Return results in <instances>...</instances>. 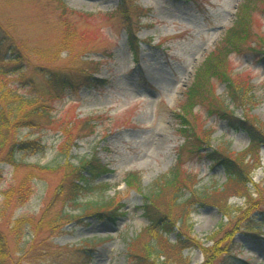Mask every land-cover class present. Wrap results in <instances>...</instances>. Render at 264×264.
Wrapping results in <instances>:
<instances>
[{"label": "rangeland", "instance_id": "rangeland-1", "mask_svg": "<svg viewBox=\"0 0 264 264\" xmlns=\"http://www.w3.org/2000/svg\"><path fill=\"white\" fill-rule=\"evenodd\" d=\"M60 1L78 13L69 16L82 38L77 51L84 54L83 60L99 63V66L92 76L87 72L79 75L75 72L67 84L54 88L46 83L43 73L63 71L65 66H79L78 61L74 62L66 52H61L54 63L34 58L24 68L26 70L10 76L18 83H23L24 79L32 80L35 89L47 91L50 118H41L35 127H23L19 131L18 139L38 143L39 147L32 145L25 152H18L16 164H0V233L9 246L12 264H72L75 249L90 247L91 250L84 253L90 257L78 258L80 263L77 264H128V250L134 247L132 242L136 237L146 236L143 229L147 220L140 208L141 196L126 188L123 178L129 172H137L141 186L146 190L157 179L168 175L175 165L183 139L177 133L174 112L179 111L185 100V91L193 81L196 67L232 25L241 0H131L144 9L140 20H134L136 43L133 44L128 38L127 26L117 12L119 0ZM16 2L18 9L11 11L23 41L29 48L38 46L48 51L60 36L62 15L59 4L56 0ZM89 13L96 16L92 19L79 15ZM257 22V28L253 27V30L264 35V14L258 15ZM8 34L10 40L14 38L11 30ZM4 38L0 36L2 55L5 53L2 41L7 45ZM228 66L231 74L248 79L255 101L250 115L264 121V56L245 49L239 54H230ZM90 78L103 80L106 84L94 86ZM224 86L223 82L213 79V94L221 95ZM195 109L199 113V105ZM234 110L235 116L241 118L244 113L241 105ZM201 112V122L211 128L210 147L223 143L229 144L234 152H240L248 146L246 132L233 130L225 121ZM89 120L94 123L91 133L83 123H90ZM208 149L202 146L194 153L185 148L181 156L182 169L195 176L196 189H221L226 182L225 172L207 160ZM93 151L106 168L94 183H105V198L117 196V200L124 203L122 211L126 214L114 222L85 216L81 219L82 224H67L61 233L49 237L43 230L35 236L32 224L23 230V236H17L13 229L17 219L31 215L38 217L45 202L49 214L60 209L61 201L51 202V199L66 166L53 170H41L40 166L54 167L58 163L62 166L66 160L64 156L76 164ZM258 154V168L250 175L254 183L264 188V142L260 144ZM29 178L28 186L32 191L29 201L18 204L15 197H10L3 208L7 190ZM196 201L193 198L191 203ZM243 203L244 199L236 195L227 199V204L234 207H241ZM257 207L261 212L255 213L233 234L234 247L226 262L219 258L220 255L211 259L203 252L215 247L216 240L212 239L217 237L222 247L225 240L222 234L229 226L225 225L227 218L212 205H191L184 229L190 230L189 238L185 240L177 223L174 231L166 235L168 244L175 245L180 239L185 240L187 246L178 256L179 245L164 246L166 252L183 261L177 264H264V201ZM25 233L31 235L24 237ZM46 237L47 254L39 259L36 251ZM149 240L146 238L144 242ZM51 253L59 254L56 260L54 255H49Z\"/></svg>", "mask_w": 264, "mask_h": 264}, {"label": "trees", "instance_id": "trees-1", "mask_svg": "<svg viewBox=\"0 0 264 264\" xmlns=\"http://www.w3.org/2000/svg\"><path fill=\"white\" fill-rule=\"evenodd\" d=\"M34 1L38 2L39 0ZM56 1L62 15L59 23L60 36L57 42L50 45L48 51L45 52V48L38 46L29 48L23 41L24 37L18 31L14 14L11 11L12 8L18 9L16 0H0V36H4L7 43L5 46V42L2 41L5 53L2 55L0 52V164H16L15 156L18 152H25L32 145L39 147L38 143L18 139L19 131L23 127H35L41 118H50L48 113L50 102L47 91L35 89L32 80L24 79L23 83H18L13 81L10 76L26 70L24 68L34 58H38L44 63H54L59 59L61 52H66L67 57L69 56L74 62L78 61L79 66H65L63 71L43 73L46 83L54 88L67 84L71 74L73 75L75 72L78 75L86 72L91 75L99 66V63L83 60L84 54L77 51V46L81 43L82 38L79 37L80 35L76 27L72 25L69 16L78 13L69 10L60 0ZM236 9L232 25L198 64L193 81L185 91V100L179 111L174 112V117L178 122L177 133L183 139L175 165L169 170L168 175L157 179L155 184L146 190L142 188L137 172H129L123 178L125 187L135 190L141 196L142 205L140 208L143 217L147 220V226L143 229V233L147 237L140 234L133 242L131 240L127 244L128 246L132 242L134 246L128 250V264H177L183 262L176 258V255L178 256V253L187 246L185 240L189 238L190 230L184 231V229L191 211L190 207L196 203L200 207L215 206L227 218L225 225L229 226L222 234L224 236L222 239H225L222 247L217 237L212 239L216 240L215 247L203 251L207 258H215L216 255H220L219 258L226 262V258L234 247L233 234L243 226L244 222L250 221L255 213L261 212L257 206L264 201V188L260 184L254 183L250 174L259 165L258 152L260 144L264 142V121L250 115L252 104H255L250 93V84L247 82V78L243 80L230 73L228 59L230 54H239L245 49L264 56V35L253 30V27L257 28L258 15L264 14V0H241ZM117 12L122 23L127 26L131 44L136 43L133 24L134 20L136 22L140 20L144 9L133 4L131 0H119ZM79 15L92 19L96 16L93 13ZM10 30L14 37L13 39L11 37V40L8 34ZM3 61H6L7 65H3ZM88 78L86 79L89 81ZM213 79L225 84V90L219 96L213 94ZM90 83H94V86L97 87H103L106 84L103 80L97 81L91 78ZM196 105H199V113L195 109ZM230 105L233 107L229 108ZM239 105L244 111L241 118H237L234 113V109ZM202 110L206 116L225 121L233 130L246 132L249 137L248 146L240 152H234L229 144L222 143L210 147L208 142L211 128L201 122ZM83 123L84 128L89 129L88 132L91 133L94 123L91 121ZM202 146L209 148V151L205 153L207 160L212 164L219 165L225 172L226 182L221 189H211L210 187L196 189L195 176L182 169V151L186 148V150L196 153L202 149ZM63 159L66 160L62 166L58 163L54 167H38L41 170H53L66 166L61 183L54 189L51 199V202L61 201L60 209L49 214V206L45 202L38 217L35 218L31 215L17 219L13 225L17 236H23V230L28 229L32 224L35 226V236L43 230L49 237L61 233V229L67 224H82L81 219L85 216L114 222L118 217L126 214L122 211L124 203L117 200V196L105 198V183H94V180L106 172L105 166L102 165L95 151L88 157L80 158L76 164L71 163L68 156H64ZM30 179L22 180L16 188L7 190L4 195L3 208L7 206L10 197H15L18 204L29 201L32 193L31 187L28 186ZM232 195L244 199L241 207L227 204V199ZM89 196L95 198H89ZM193 198L197 201L191 203ZM175 223H177L181 234L185 236V240L178 239L175 245H170L167 243L166 235L174 231ZM253 229L254 226L250 230ZM26 234L24 237L31 235ZM48 237L40 241L41 246L36 251L39 259L47 254L48 248L45 242ZM144 238H150V240L144 242ZM178 245L180 247L175 256L169 255L164 247L173 248ZM90 250L91 247L75 249L73 251L75 256H72L70 263H80L77 261L78 258L88 259L90 254L84 255V253ZM49 255H54V260L59 256L56 253ZM12 262L7 241L0 233V264H12ZM52 264H56V262Z\"/></svg>", "mask_w": 264, "mask_h": 264}]
</instances>
